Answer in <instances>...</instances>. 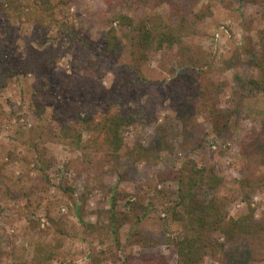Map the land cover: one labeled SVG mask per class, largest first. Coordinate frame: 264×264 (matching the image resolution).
<instances>
[{
	"label": "rangeland",
	"instance_id": "1",
	"mask_svg": "<svg viewBox=\"0 0 264 264\" xmlns=\"http://www.w3.org/2000/svg\"><path fill=\"white\" fill-rule=\"evenodd\" d=\"M173 1L181 4L180 17L173 15L170 1L161 0L142 5L139 0H50L51 16L36 10L37 0H0V46L16 61L28 43L51 49L54 57L47 75L19 69L0 76V264H122L143 252L159 254L164 264H182L171 240L183 236L188 223L175 217L177 181L162 176L188 158L223 178L203 196L224 198L228 217L252 211L254 222L264 221V93L250 84L259 75L257 64L264 62V0ZM113 11L136 24L149 18L181 39L172 48L148 53L141 65L144 83L126 49L99 58L97 69L76 70L79 63L91 65L52 21L74 25L101 43L111 28L120 38L127 31L119 20L110 23ZM185 54L193 56L185 66L188 73L204 72L195 77V90L204 89L210 108L228 118L219 133H213L211 113L197 98L183 108L194 127H183L179 109L186 91L183 83H171ZM87 76L102 84L100 99ZM128 81L132 88L118 104L135 121L116 153L97 142L94 130L74 114L101 117L109 110L105 90ZM149 94L157 99L150 113ZM37 103L45 105L40 118ZM67 125L82 132L81 148L63 137ZM61 185L73 189L72 195ZM114 195L117 210L130 216L119 244L109 219ZM213 238L223 241L218 233ZM199 264H264V232L215 249Z\"/></svg>",
	"mask_w": 264,
	"mask_h": 264
},
{
	"label": "trees",
	"instance_id": "2",
	"mask_svg": "<svg viewBox=\"0 0 264 264\" xmlns=\"http://www.w3.org/2000/svg\"><path fill=\"white\" fill-rule=\"evenodd\" d=\"M161 1H170L173 15L176 17L181 16L182 8L179 2L173 0ZM241 1L245 2L249 0ZM253 1L256 2L257 0ZM49 2L50 0H37L36 10L41 9L42 15L48 14L51 16L50 14L53 12L49 7ZM143 2L144 0H139L141 5ZM116 20L125 24L127 31L120 38L111 28L109 37L104 42H101V44L82 34L74 25L52 19L53 24L57 25L58 32L66 40L77 46L79 48V54L84 55L88 59L89 65H91V67L85 68L83 64L79 63L75 66L76 70L88 71L90 68L97 69L100 66L98 62L99 58L107 59L110 55L117 53L121 49H126L131 57V65L134 67L136 77L144 83L146 78L142 73L141 65L147 60L148 53L172 48L175 44L181 43V39L173 30L163 29L161 23L151 22L149 18L142 19L141 22L136 24V21L128 14L113 11L109 21L110 23H114ZM192 57V55L185 54L184 59L186 60H180L181 73L171 83V87H176L180 83H183V89L186 91L185 100H183L184 104L182 103L183 106L181 105L179 109V117L183 121V127L186 131H189L190 127H194L191 124V120L187 118V111L183 108H186L190 99L197 98L199 99V103H201V107L208 108L211 113L210 121H213V133H219L227 127L228 118L225 119L219 113H216V116L213 109L210 108L211 101H206L207 97H205V93L203 92L205 91L204 89L195 90V77L200 76L204 72L203 70L202 72L198 70L200 72L199 75L187 72L185 66L187 61L192 60ZM53 58L51 49H37L33 44L28 43L26 45L25 56L16 61L11 57L9 50L0 46V76H5L6 78L11 77L17 74L19 69L25 74L31 73L37 76L47 75L52 69ZM257 65L259 67V75L251 78L250 84L256 91L264 93V62L260 61ZM183 73L185 74L182 77L181 74ZM184 77H189L190 79ZM86 80L96 91L93 95H95L96 99H100V94L104 91V88L99 82L98 77L91 78L87 76ZM130 82H126L123 86L119 82L111 90H105L108 94L107 105L109 110L101 117L81 116L79 112L74 114L76 119L82 120L87 124V127L89 126L90 130H94L96 133L94 139L97 142L111 147L116 153L124 145L125 129L135 121L134 115L121 109L118 104L119 99L125 96L127 89L132 88ZM117 86H122L119 88V92L116 89ZM149 98L151 100L149 99L146 102L148 113L152 112L155 107L154 101L157 100L150 96V94ZM67 100V103L70 104L74 98L73 96H69ZM37 106L40 118L45 110V105L37 103ZM92 122H94V125ZM91 124L92 126H90ZM61 133L76 149L82 147V132L76 131L72 126L67 125L63 127ZM162 177L177 181V204L180 212L177 211L175 217L176 219L186 218L188 223L187 232L183 236L171 240L180 259V263L199 264L209 252H213L215 249L224 250L228 244L237 243L242 236L264 232V221L261 223L254 222V212L251 211L247 216L239 218L228 217L227 202L224 198L216 195L210 198L203 196L204 190L212 193L223 183V178L215 172L214 168L199 167L194 160L188 158L178 170L166 172ZM60 187L72 195L71 192H73V189L63 185ZM118 203V197L116 195L112 196L109 219L114 240L119 244L121 241L120 229L130 220V216L117 210ZM80 209L79 218L82 219V207ZM135 225L133 224V227ZM217 233L220 234L223 241H220L219 238H213V234ZM135 234L138 235L141 233L138 230ZM135 241L140 242V240ZM122 264H164V259L159 254L154 255L151 252H143L140 255L127 256Z\"/></svg>",
	"mask_w": 264,
	"mask_h": 264
}]
</instances>
